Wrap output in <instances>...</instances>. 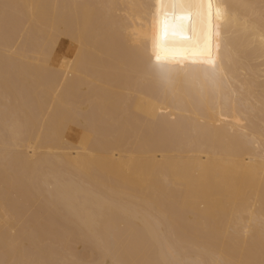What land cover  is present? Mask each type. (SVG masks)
Here are the masks:
<instances>
[{
  "label": "bare ground",
  "instance_id": "bare-ground-1",
  "mask_svg": "<svg viewBox=\"0 0 264 264\" xmlns=\"http://www.w3.org/2000/svg\"><path fill=\"white\" fill-rule=\"evenodd\" d=\"M216 2L200 98L155 0H0V264H264V0Z\"/></svg>",
  "mask_w": 264,
  "mask_h": 264
},
{
  "label": "snow or ice",
  "instance_id": "snow-or-ice-1",
  "mask_svg": "<svg viewBox=\"0 0 264 264\" xmlns=\"http://www.w3.org/2000/svg\"><path fill=\"white\" fill-rule=\"evenodd\" d=\"M152 15V63L160 79L170 82L180 73L195 95H219L229 81L213 54L214 38L219 36V21L230 15L226 5L216 0H155ZM218 51L219 45L215 44ZM175 65H180L177 69ZM163 264H193L177 257ZM196 264H209L197 261Z\"/></svg>",
  "mask_w": 264,
  "mask_h": 264
},
{
  "label": "rangeland",
  "instance_id": "rangeland-1",
  "mask_svg": "<svg viewBox=\"0 0 264 264\" xmlns=\"http://www.w3.org/2000/svg\"><path fill=\"white\" fill-rule=\"evenodd\" d=\"M69 44H70V41L69 39L67 38H62L61 41H60V44H59V52L62 53V52H66L68 47H69Z\"/></svg>",
  "mask_w": 264,
  "mask_h": 264
}]
</instances>
